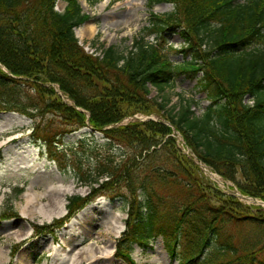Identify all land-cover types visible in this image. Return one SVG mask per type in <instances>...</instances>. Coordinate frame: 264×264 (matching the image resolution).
Segmentation results:
<instances>
[{"label":"trees","instance_id":"obj_1","mask_svg":"<svg viewBox=\"0 0 264 264\" xmlns=\"http://www.w3.org/2000/svg\"><path fill=\"white\" fill-rule=\"evenodd\" d=\"M55 1L0 0V64L7 69L0 66V111L33 118L31 137L42 153L91 186L85 197H69V213L97 195L124 198L118 248L132 264L129 244L146 247L158 235L180 264H264V207L225 194L196 162L264 200V0H147L173 9L151 11L130 48L110 45L100 54L86 52L75 36L88 18L78 1L65 0L63 12ZM170 32L183 44L165 47ZM152 33L155 43L145 40ZM199 73L195 87L209 102L202 113L191 109L193 99L168 106L173 80ZM83 127L90 130L76 141L63 140Z\"/></svg>","mask_w":264,"mask_h":264},{"label":"rangeland","instance_id":"obj_2","mask_svg":"<svg viewBox=\"0 0 264 264\" xmlns=\"http://www.w3.org/2000/svg\"><path fill=\"white\" fill-rule=\"evenodd\" d=\"M78 1L82 11L89 15L83 24L90 23L95 29L83 33L75 30L79 42L88 52L100 54L102 47L108 45L125 50L126 46H131L132 37L147 24L149 10L146 0H108L104 6L100 5L104 0ZM64 6V2H57L55 8L61 11ZM172 8L169 3H158L152 10L166 12ZM147 39L153 41V35ZM181 43L178 34H169L165 40V45L179 46ZM171 58L180 60L181 56L176 53L171 54ZM195 84L196 79L177 77L165 91L170 98L168 106H176L177 109L181 98L194 99L199 102L200 108L193 106V109L200 113L208 102ZM157 96L156 89L151 88L149 97ZM143 116L142 121H163L159 123L166 125L164 120L150 119L153 115ZM33 121L16 112L0 111V214H17L10 219H0V264H17V258L21 264H87L91 253L101 258L103 264H129L114 254L126 218L127 206L122 198L109 200L99 196L86 202L55 230L56 238L51 234H37L47 230V226L42 224L51 223L66 212L65 204L69 196H84L89 189L79 185L69 173L62 174L41 154L43 147L32 142L31 138ZM85 131L81 129L69 134L64 141L74 142ZM176 136L178 141L181 140ZM160 140L156 148L163 145L164 139ZM19 187L23 188L22 192H18ZM162 188L167 189L165 186ZM98 245H102L104 250L100 251ZM13 250L15 255L10 257ZM129 254L134 264H180L178 259L166 252L160 237L144 249L131 244Z\"/></svg>","mask_w":264,"mask_h":264},{"label":"bare ground","instance_id":"obj_3","mask_svg":"<svg viewBox=\"0 0 264 264\" xmlns=\"http://www.w3.org/2000/svg\"><path fill=\"white\" fill-rule=\"evenodd\" d=\"M106 1L107 0H104L103 2H101L100 5L104 6ZM59 2H61V1H59ZM94 30H95L94 27L90 23L83 24L82 26H80L79 28L76 29L77 33H83L84 31H94ZM56 213H58V211H56ZM90 243H94V242L90 241ZM97 248H99L100 251L104 250V247L102 245H98ZM82 262H84V261H82ZM86 262H87V264H103V261L101 260V258L97 257V255L94 253H91V257L88 258L86 260ZM16 263L21 264V260H19L17 258Z\"/></svg>","mask_w":264,"mask_h":264}]
</instances>
